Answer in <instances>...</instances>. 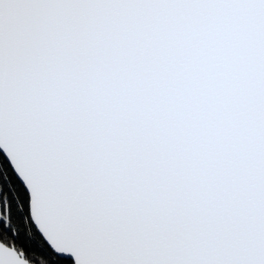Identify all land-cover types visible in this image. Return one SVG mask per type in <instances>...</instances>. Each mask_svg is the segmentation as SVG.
I'll return each instance as SVG.
<instances>
[{"label":"snow or ice","instance_id":"1","mask_svg":"<svg viewBox=\"0 0 264 264\" xmlns=\"http://www.w3.org/2000/svg\"><path fill=\"white\" fill-rule=\"evenodd\" d=\"M0 264H264V0H0Z\"/></svg>","mask_w":264,"mask_h":264}]
</instances>
